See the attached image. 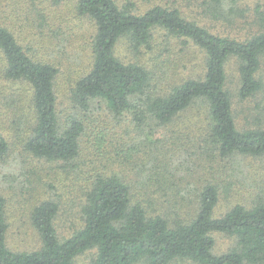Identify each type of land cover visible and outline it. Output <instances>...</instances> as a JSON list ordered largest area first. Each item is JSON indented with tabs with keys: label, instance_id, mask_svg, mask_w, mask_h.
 <instances>
[{
	"label": "trees",
	"instance_id": "1",
	"mask_svg": "<svg viewBox=\"0 0 264 264\" xmlns=\"http://www.w3.org/2000/svg\"><path fill=\"white\" fill-rule=\"evenodd\" d=\"M10 1L0 0L3 74L8 80L26 82L32 90L35 124L24 147L35 157L63 162L65 168L80 167L76 161L83 150L82 138L88 132L84 119L91 106L102 102L114 117L127 116L140 131L168 126L184 112L204 106L206 143L221 157L264 158V128L238 126L226 71L231 57L239 60L240 100L262 92L264 84L257 73L264 57V32L243 41L212 32L185 17L177 7L154 5L139 12L132 0L123 4L117 0H76L77 12L94 22L95 34L90 69L71 90V101L78 112L63 120L58 110L56 82L60 68L31 51L35 42L43 46L51 42L45 40L43 30L36 31L38 27L46 30L45 15L35 26L32 13L7 9ZM64 1L52 0V6ZM33 3L36 12L44 11L37 8L36 0ZM7 11L14 15L9 18L13 24L10 27L2 22ZM160 30L204 52L202 75L183 79L164 90L154 79L155 70L117 56L120 40L126 39L137 52L142 47H152ZM24 32L33 40H26ZM108 135L105 130L96 132L97 145L103 146ZM9 150L10 143L0 133V158L6 157ZM89 173L82 225L71 235L61 236L57 229L58 199L43 200L33 208L31 223L41 239L38 249L17 251L9 247L7 201L0 191V264H81L79 257L92 250L96 255L90 264H172L181 259L195 264H264L261 193L252 206L236 204L216 217L220 192L217 184L208 183L200 192L194 216L171 220L164 214L153 215L120 176L95 170ZM215 232L235 236L237 246L222 254L214 253Z\"/></svg>",
	"mask_w": 264,
	"mask_h": 264
},
{
	"label": "rangeland",
	"instance_id": "2",
	"mask_svg": "<svg viewBox=\"0 0 264 264\" xmlns=\"http://www.w3.org/2000/svg\"><path fill=\"white\" fill-rule=\"evenodd\" d=\"M132 1L139 12L154 5L177 7L185 17L212 32L243 41L264 32V0H223L221 3L210 0ZM33 2L12 0L6 6L32 13L35 26L45 15L46 30L35 28L37 32L43 30L45 40L51 42L46 46L35 42L31 51L39 58L55 62L60 68L56 80L58 110L64 120L78 112L70 95L75 82L90 69L95 24L77 12L76 0H65L60 6H52V0H36L37 8L44 10L41 13L36 12ZM5 17L2 22L13 26L9 18L14 15L7 11ZM22 31L26 30L22 28ZM23 36L33 40L27 32ZM125 40L117 44V56L125 62H140L155 70L154 79L164 90L205 71L206 56L202 50L192 43L184 44L182 39L167 36L162 30L156 33L152 47H142L141 51L136 52ZM3 65L0 51V133L10 143L9 153L0 158V191L7 201V243L13 250L40 247L41 239L31 223V212L43 200H59L56 224L61 236L71 235L82 225V204L90 170L120 176L131 186L135 198L140 197L153 215L164 214L171 220L194 216L200 192L208 183L217 184L220 192L216 217L236 204L252 206L260 193L264 198V158L221 157L206 143V108L201 105L184 112L168 126L140 131L127 116L114 117L102 102H98L91 106L84 119L88 132L82 138L83 150L76 161L80 167L65 168L63 162L35 157L24 147L26 136L35 124L32 90L26 82L6 79ZM239 65L235 57L226 64L227 87L232 94L237 124L240 128H264V89L254 98L240 100ZM257 77L264 84V57ZM101 130L109 133L103 146L97 145L95 137ZM213 235L216 254L237 246L235 236L221 232ZM95 255V250L88 251L78 262L90 264ZM172 264L195 263L181 259Z\"/></svg>",
	"mask_w": 264,
	"mask_h": 264
}]
</instances>
